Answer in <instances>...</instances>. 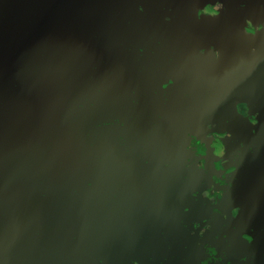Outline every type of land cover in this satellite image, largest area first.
Listing matches in <instances>:
<instances>
[{"label":"water","instance_id":"95a60500","mask_svg":"<svg viewBox=\"0 0 264 264\" xmlns=\"http://www.w3.org/2000/svg\"><path fill=\"white\" fill-rule=\"evenodd\" d=\"M77 1L0 0V264H264V108L222 125L228 77L168 46L181 0Z\"/></svg>","mask_w":264,"mask_h":264},{"label":"flooded vegetation","instance_id":"af4514ba","mask_svg":"<svg viewBox=\"0 0 264 264\" xmlns=\"http://www.w3.org/2000/svg\"><path fill=\"white\" fill-rule=\"evenodd\" d=\"M103 7L99 0H79L73 10L74 15L85 21L97 11L101 15ZM172 9L177 14L176 22L169 23L168 27L172 30L171 25L177 26L179 30L172 34L174 39L168 46L183 50L181 56H189L187 60L199 56L192 50L205 52L206 55L200 56L201 61H206L229 80L222 125L232 121L243 125L247 132L254 131L262 121L264 108V13L255 18L249 14L237 15L216 0L174 1ZM179 15L184 23L177 21ZM83 24L82 30H86L93 23ZM203 35L211 36L212 42H206ZM171 61L166 62L164 73L171 71ZM219 122L220 119L218 125Z\"/></svg>","mask_w":264,"mask_h":264},{"label":"rangeland","instance_id":"374dc122","mask_svg":"<svg viewBox=\"0 0 264 264\" xmlns=\"http://www.w3.org/2000/svg\"><path fill=\"white\" fill-rule=\"evenodd\" d=\"M193 10V9H192ZM195 12V11H194ZM253 37H260V35H253ZM203 39H205V41L206 42H208V43H211L212 42V38H211V36H206V35H203ZM197 54L199 55V56H201V55H206V53L204 52H202L201 50H198L197 51ZM225 109H226V107H225V105L223 104V106H222V110L221 111H225ZM235 111V110H234ZM234 113V112H233ZM263 131V115H262V121H261V123H260V125H259V127L258 128H256L254 131H252V132H248V134H250V133H252V134H254L253 136H255L256 134H259L260 132H262ZM239 135H240V133H239ZM242 135H244V133H242Z\"/></svg>","mask_w":264,"mask_h":264}]
</instances>
